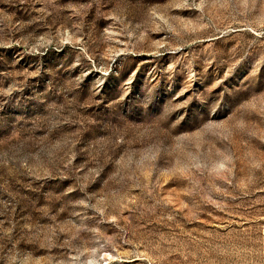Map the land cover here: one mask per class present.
Returning <instances> with one entry per match:
<instances>
[{
  "label": "rangeland",
  "instance_id": "374dc122",
  "mask_svg": "<svg viewBox=\"0 0 264 264\" xmlns=\"http://www.w3.org/2000/svg\"><path fill=\"white\" fill-rule=\"evenodd\" d=\"M0 264H264V0H0Z\"/></svg>",
  "mask_w": 264,
  "mask_h": 264
}]
</instances>
